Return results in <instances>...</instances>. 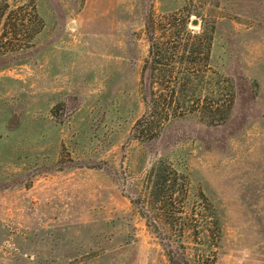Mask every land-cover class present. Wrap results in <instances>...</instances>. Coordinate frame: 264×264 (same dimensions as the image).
<instances>
[{
  "label": "rangeland",
  "instance_id": "obj_1",
  "mask_svg": "<svg viewBox=\"0 0 264 264\" xmlns=\"http://www.w3.org/2000/svg\"><path fill=\"white\" fill-rule=\"evenodd\" d=\"M33 1L43 29L0 53V264H264V0ZM179 9L235 99L137 138L145 22ZM160 159L189 176L183 226L135 201Z\"/></svg>",
  "mask_w": 264,
  "mask_h": 264
},
{
  "label": "trees",
  "instance_id": "obj_2",
  "mask_svg": "<svg viewBox=\"0 0 264 264\" xmlns=\"http://www.w3.org/2000/svg\"><path fill=\"white\" fill-rule=\"evenodd\" d=\"M190 22L191 15L183 9L150 12L147 16L148 95L146 108L133 126L132 135L137 138L150 140L170 120L187 114H199L211 124L222 123L229 115L235 89L232 81L212 65L213 25L205 21L195 28ZM44 25L33 0H1L0 53L31 46ZM189 190L188 174L171 161L160 159L146 173L145 198L141 194L135 201L149 211L147 217L156 228L162 217L170 224L183 226Z\"/></svg>",
  "mask_w": 264,
  "mask_h": 264
}]
</instances>
